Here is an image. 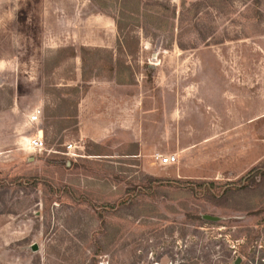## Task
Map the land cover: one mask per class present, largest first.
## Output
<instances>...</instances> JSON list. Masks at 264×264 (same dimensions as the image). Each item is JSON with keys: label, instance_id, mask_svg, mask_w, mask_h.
I'll use <instances>...</instances> for the list:
<instances>
[{"label": "rangeland", "instance_id": "rangeland-1", "mask_svg": "<svg viewBox=\"0 0 264 264\" xmlns=\"http://www.w3.org/2000/svg\"><path fill=\"white\" fill-rule=\"evenodd\" d=\"M260 162L264 0H0V264H206L214 242L262 262L264 203L197 183L252 188Z\"/></svg>", "mask_w": 264, "mask_h": 264}, {"label": "trees", "instance_id": "trees-1", "mask_svg": "<svg viewBox=\"0 0 264 264\" xmlns=\"http://www.w3.org/2000/svg\"><path fill=\"white\" fill-rule=\"evenodd\" d=\"M114 20H115V24H116V27H117V30L120 31V28H121V24L119 23V21L117 19H115L114 17H112ZM121 42H118V45H120ZM82 49V48H81ZM66 48H61V49H58V52H61V51H65ZM112 63H115V62H112ZM122 67H125L127 68V66H122ZM112 78L116 79L117 82L119 83H127V82H123L124 80L121 79L120 75L118 74V72H114V75L111 76ZM94 147L97 149L95 150L93 153L91 154H95L97 156H108V155H112L110 152H104L102 153L100 150H99V147L97 144L94 145ZM252 173H255V177L259 176L258 178V181L256 182V184L251 188L247 185H243V184H239V179L238 180H231V181H226L224 182L222 185V190L220 191H217V192H212V193H209V191H212V188H214V185L219 183V182H214V181H218V180H214V181H211V182H206V181H202V182H197L199 187H202V186H207L206 188L208 189V192H207V195H208V198H206L207 201L209 202H215L217 203L218 201H220V199H228V198H231V197H235V196H238L242 193H247V192H250L252 193V203H249V205L246 207V208H242V210H254L256 209L258 206H261L263 203H264V162H260L258 164H256L255 166H253L252 168H250L247 172V176H249L250 174ZM200 180V179H198ZM197 180V181H198ZM175 183H178L180 185H182L183 183L184 186H182V190L189 192V189L190 188H186L188 187L187 184L189 183H194L192 180L188 181V180H184V179H177V180H174ZM196 181V180H194ZM152 182L153 180L150 178L148 180V185L143 189V191H145L148 195L150 194L151 196H154V197H157V196H162L161 195V188L160 187H153L152 186ZM24 184H27V183H24ZM25 186V185H23ZM8 190V187L7 186H4V185H0V198L3 197L5 195V193L7 192ZM254 201V202H253ZM233 208V207H232ZM235 210H241L239 208H235ZM204 214H200L199 215V219L202 220V222H208V223H211V224H215V223H218L216 221H218L219 217H212V216H206V218L208 219H214V220H208L206 218H204ZM212 217V218H211ZM196 220V219H195ZM250 241H253V239H251ZM217 247V249H216ZM196 251V248L193 247L192 249V252H195ZM234 252V255L231 257V259L229 260L230 263L229 264H236V259H240L239 263L238 264H255V258H254V253H248L246 256H245V252H238L237 250H232ZM227 254V253H226ZM223 255V256H222ZM229 254H227L226 256H228ZM193 258H197L195 256H192ZM204 257H205V263L206 264H226L225 261H223L224 259V254H223V248L221 247L220 245V242H214L211 244V246H209V248H206V252L204 253ZM192 258V259H193ZM243 258L245 259L246 258V261H243ZM261 260L264 258V255H262L261 257ZM264 262V261H262ZM260 261H258L256 264H264ZM179 264H183V263H179ZM189 264H197L196 260L195 261H191V263Z\"/></svg>", "mask_w": 264, "mask_h": 264}, {"label": "built area", "instance_id": "built-area-1", "mask_svg": "<svg viewBox=\"0 0 264 264\" xmlns=\"http://www.w3.org/2000/svg\"><path fill=\"white\" fill-rule=\"evenodd\" d=\"M41 115L42 112L38 109L31 111L27 116L28 123L39 127L41 124ZM27 146L33 151L40 152L45 150V143L43 141L42 131L40 129L37 128L36 133L28 137ZM71 147L72 146L69 144L67 146V150L69 151ZM73 154H75V152H73ZM154 157H156L157 161L163 166L173 165L177 162V157L175 154H167L164 157H162L160 154H155Z\"/></svg>", "mask_w": 264, "mask_h": 264}, {"label": "crops", "instance_id": "crops-1", "mask_svg": "<svg viewBox=\"0 0 264 264\" xmlns=\"http://www.w3.org/2000/svg\"><path fill=\"white\" fill-rule=\"evenodd\" d=\"M129 84V83H128ZM131 84V83H130ZM118 85L119 86H122V85H127V83H119L118 82ZM92 141H94V143H96V144H98L99 142V140H93V139H91ZM133 143H135L136 145H137V149L135 150V151H130V152H126L125 154H127V155H131V156H137V154H140V152H141V149L139 148V145L137 144V142H133ZM136 145H135V147H136ZM171 154H175L176 155V157H177V154L176 153H171ZM80 156H82V155H80ZM158 165H160V166H163V165H161L159 162H158ZM178 179H183V178H180L181 176H176ZM152 179L153 180V182L155 183L156 182V178H155V176H153V177H149V179Z\"/></svg>", "mask_w": 264, "mask_h": 264}, {"label": "water", "instance_id": "water-1", "mask_svg": "<svg viewBox=\"0 0 264 264\" xmlns=\"http://www.w3.org/2000/svg\"><path fill=\"white\" fill-rule=\"evenodd\" d=\"M36 249V246H33V250H35ZM239 261H240V259L238 258V259H236V264H238L239 263Z\"/></svg>", "mask_w": 264, "mask_h": 264}]
</instances>
